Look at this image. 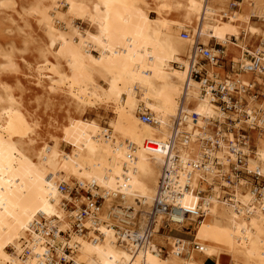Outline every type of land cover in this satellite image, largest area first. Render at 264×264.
<instances>
[{"label": "bare ground", "instance_id": "6f19581e", "mask_svg": "<svg viewBox=\"0 0 264 264\" xmlns=\"http://www.w3.org/2000/svg\"><path fill=\"white\" fill-rule=\"evenodd\" d=\"M242 1L263 23L247 20L243 34L257 30L264 39V0ZM227 4L33 0L25 5L24 0H0V264H46V243L59 242L75 250L76 264H264V197L258 200L244 181L230 186L222 179L234 161L229 141L235 140L225 135L219 140L215 157L220 168L211 162L205 170L193 166L202 162V142L212 139L209 126L226 119L209 92L204 94L190 78L198 61L194 49L203 45L215 55L217 50L209 46L214 42L246 51L216 28L220 16L239 11L230 14ZM182 31L187 39L181 38ZM250 53L261 55L264 62L263 48ZM202 68L209 78H223L215 72L221 66ZM6 73L15 77L13 84L1 79ZM258 76L264 78V72ZM18 77L30 87L26 102ZM57 98L63 100V116L48 113ZM249 103V121L232 115L239 125H250L258 117L256 103L251 98ZM90 110L111 118L105 125L100 118L85 119ZM141 113H148L153 123H142ZM191 113L198 115L195 122ZM243 152L248 155L245 169L264 177V137H257L253 152ZM172 158L179 184L190 177L181 206L199 208L204 218L193 240L178 241L166 233L173 226L167 227L166 218L158 214L149 245L137 248L123 234L143 235L157 181ZM213 181L231 194L221 196ZM61 183L69 190L77 184L88 186L93 195L103 197L98 223L85 222V227H93L86 235L73 234L71 225L88 200L60 192ZM44 224L57 232L70 230L69 239L58 233L55 239L45 238ZM189 225L187 221L177 229ZM160 248L169 249L166 257ZM26 250L30 254L21 258Z\"/></svg>", "mask_w": 264, "mask_h": 264}, {"label": "built area", "instance_id": "2783aa9c", "mask_svg": "<svg viewBox=\"0 0 264 264\" xmlns=\"http://www.w3.org/2000/svg\"><path fill=\"white\" fill-rule=\"evenodd\" d=\"M181 38L187 39L188 34L186 32H181ZM194 49V58L195 53L197 52L198 61L192 65L190 71V78L197 81L201 85L202 92L206 94L209 92L212 97L213 103L218 106L223 114L226 115V119L223 123H219L218 121H214L212 125L209 126L210 132L212 135V139L206 140L202 142V162L194 164V169L196 170H205L208 163H213L218 166V160L215 157L216 151L220 148L221 137L226 133H232L234 135L235 141L230 142V151L234 155V161L229 165L228 173H222V179L224 182L229 184L230 186H234L239 181H244L243 179H248L249 183L247 185L250 186L251 191L254 193L255 197L259 200L264 197V177L261 176L258 172H249L245 169V161L248 155L243 152L244 149H249V151L253 152L250 138L249 136L243 133L241 127L235 128V125L238 124L242 120L247 122L250 120L246 109L249 106V99H253L256 101H261V105H264V92H259L257 90L258 83L254 82L251 86H243L240 82L236 80L237 74L234 73V66L231 62L229 65L230 74L225 75L221 80L214 75V77L218 80H214L213 78H209L207 75L206 69H203L202 66L206 64H211L213 66H222V70L224 71L226 68L225 64V52L224 48L221 47L217 50V54L213 55L211 50L203 45H196ZM247 57L250 59L248 65L242 67L241 65L238 67L239 71L243 73H251L261 75L264 72V62L262 61L261 55L259 57H255L253 55H249L246 53ZM203 63V64H202ZM201 68V69H200ZM258 111V117L255 121H253L250 125L246 123H242L248 127L249 130L252 131H261L264 133V108L256 109ZM236 113L238 121L234 118L229 117L231 114ZM142 123L152 124L153 119L148 113H141L139 115ZM183 119L187 117L186 114L182 113ZM198 118L196 113H191L190 119L195 122ZM259 118V120H258ZM262 119V120H261ZM262 121L261 126L258 124L259 121ZM228 121V122H226ZM237 131L236 134L234 131ZM242 132V133H240ZM152 144L153 143H149ZM178 167L176 165V159L172 158L168 160L166 167L163 168L161 176L159 177L156 185L155 197L153 200V204L148 212V223L146 225L145 230L143 231V235H140L138 232L134 231H126V238L131 239L135 247H145L149 245L154 232V218L158 214H162L166 218V226H173L171 231H166L172 235L173 233L182 234L184 236L190 237L193 239V234L199 223L204 218V213L199 208L194 211H189L181 206V197L184 193L190 190L189 187V175L186 176V183L181 185L179 184V177L177 175ZM59 191L62 193H72L71 191H83L86 194V198L88 200L87 203L81 205L80 209L73 216V223L71 225V231L76 235H86L91 232L93 227L87 228L85 227V222L87 220L92 221V225L98 223V208L101 205L103 197L100 195H93L88 189L81 187L80 185H76L72 190H69L68 187L61 183L59 186ZM91 188H96V186L92 185ZM64 206L67 208L69 203L64 201ZM189 222V226L182 229H177L184 222ZM45 232V238L47 239H55V234L58 233L59 237H62L64 240L69 239L70 230L68 232H57L56 228L48 229V226L43 225ZM95 234L99 235V232L94 231ZM175 237V236H173ZM178 238V241L184 238ZM187 240V239H185ZM47 245V258L46 264H76L72 258L74 256L75 250L70 248L67 243L62 244L54 243L51 245L50 243H46ZM193 249L200 253L201 249L199 245H192ZM61 251L60 255L58 251ZM162 254L166 253L165 248H160ZM29 251L26 250L23 256L29 255Z\"/></svg>", "mask_w": 264, "mask_h": 264}, {"label": "rangeland", "instance_id": "374dc122", "mask_svg": "<svg viewBox=\"0 0 264 264\" xmlns=\"http://www.w3.org/2000/svg\"><path fill=\"white\" fill-rule=\"evenodd\" d=\"M32 2H33V0H24V4L25 5H29ZM237 2L238 3L239 2L242 3L243 1L242 0H228L227 9L229 10L230 14L233 13V11H236L237 8H239L238 9L239 11H237V14H235V15L233 13L232 16H228V15L220 16L217 19L216 28H217V30L221 31V33L223 35H225L226 38L229 39V42H233L236 45H240V46L245 47L246 51H239V50L229 46L228 44H224L222 47H225L224 48V52H225V56L224 57L226 58L225 59L226 60L225 61L226 68L223 71L222 69H220V68L218 69L216 67L217 69H215V72L217 74H219V76H222V77H224L225 75L230 74L229 65L232 62L233 66H234V73L237 74L236 75L237 76V78H236L237 81H239V82H241V83H243L245 85L252 84V83L256 82V83L259 84V86H257V90L259 92H264V78L261 79L260 76H258L256 74H251V73H243L242 74V72L239 71V68H238L240 65L242 67H244L245 65H248L250 59L247 57L246 53H248L249 55H253V53H250V52H255L258 47H261V48L264 49L263 36L261 34H259L257 30L254 31V32L246 33V35H244L243 32H242V28L241 27L244 25V23L247 20L256 22L257 25L260 26L261 23H262V19H257V18H255V16H252V14H251V5L250 4H243L242 3L240 7H236L233 4L237 3ZM89 6L92 7V1L89 2ZM75 25L80 27L81 29H87L86 25L81 24L79 22H76ZM254 25H256V24H254ZM94 28L95 27H91L90 28L91 31H94ZM243 36H246V38H244ZM3 43H4V40L0 39V44H3ZM209 46H211L212 49H216V50L220 49V46L219 45H215L214 42H210ZM256 57H258V56H256ZM25 58L28 61H32L33 60V56L31 58L29 56H26ZM219 66H221V65H219ZM22 72H23V74L26 73L25 70H22ZM1 79L4 82H6L7 84H13L15 77H13V74H7L6 73V74L1 76ZM20 81H21V84L25 88V92H24L23 96H24V99H25V102H26L28 100L29 96H30V92L27 91V90H29L30 87L27 84H25L24 81H22V79H20ZM251 81H252V83H251ZM62 101L63 100H61L59 98H57L54 101H51L54 106L48 110V113L51 114L52 116H63L62 115L63 111L59 110V104H61ZM260 104H261V101H256V105H255L254 108H256V109L260 108ZM256 109H254V110H256ZM232 115L233 114H231V116H229V117H232ZM96 118H100L102 120L103 125H105L111 117H110V114H108V113H105V112H102V111H95V110H90V111H88L85 114V119L91 120V119H96ZM226 122H228V121H226ZM238 127H241V129L243 130V133H245V135L249 136L250 144H251V147H252L251 150L254 151L257 137L258 138L262 137V136L264 137V133L261 132V131H258V130H256V131L249 130L248 127L246 125H244V124H240V125H239V123L236 124L235 128H238ZM233 131H234L235 136H236V134H238V132L235 131V130H233ZM240 133H242V132H240ZM224 135L226 137L231 136V138L235 140L234 135L232 133H226ZM211 137H212V135H211ZM245 168H246V166H245ZM225 172H227V170ZM243 180H244V182L249 183L248 179H243ZM73 184L74 183L72 182L71 185H73ZM212 186L216 187L220 191V193H221L220 195L221 196H222L223 193L231 194V191L229 189H225V188L221 187L218 181H213V185ZM247 186L250 188L249 185H247ZM208 188H211V187L208 186ZM196 191L197 190L195 189L194 194H195ZM71 192H72V193H70L71 194V198H81V197L86 198V194L83 191L73 190ZM208 194H212V193L210 192ZM213 196H215V195L213 194ZM217 196H218V194H217ZM67 209L70 210L71 207L68 206ZM162 234L164 235L165 232H162ZM172 236L179 237V238H184V239H187V240H191L190 237H187V236H184V235L178 234V233H173ZM159 245H161V247H164V246H162V244H159ZM167 251L169 252V249L165 248V252L166 253L162 254L163 257L167 256V253H168ZM10 253H12V252H10ZM208 264H213V263L208 262Z\"/></svg>", "mask_w": 264, "mask_h": 264}, {"label": "crops", "instance_id": "0c3cea01", "mask_svg": "<svg viewBox=\"0 0 264 264\" xmlns=\"http://www.w3.org/2000/svg\"><path fill=\"white\" fill-rule=\"evenodd\" d=\"M221 68H222V67H221ZM221 68H220V69H221ZM253 82H254V81H253ZM208 262L213 263V261H211V260H206V261H205V264H208Z\"/></svg>", "mask_w": 264, "mask_h": 264}]
</instances>
